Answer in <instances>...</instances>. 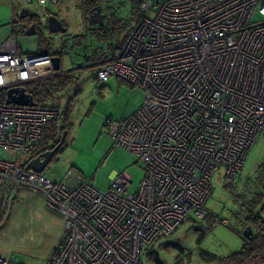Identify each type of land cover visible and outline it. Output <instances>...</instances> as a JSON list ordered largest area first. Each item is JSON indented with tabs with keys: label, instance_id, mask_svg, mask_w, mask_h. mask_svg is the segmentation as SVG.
<instances>
[{
	"label": "built area",
	"instance_id": "obj_1",
	"mask_svg": "<svg viewBox=\"0 0 264 264\" xmlns=\"http://www.w3.org/2000/svg\"><path fill=\"white\" fill-rule=\"evenodd\" d=\"M141 9L97 73L146 94L133 114L104 122L115 147L146 167L136 191L126 172L104 190L74 169L56 180L17 165L61 112L0 99V199L10 183L63 216L67 234L49 264H140L145 246L174 235L192 213L206 217L214 174L223 168L235 181L264 128V20L253 21L264 0H143ZM53 56L25 53L10 36L0 44V91L59 74ZM0 264L22 263L0 255Z\"/></svg>",
	"mask_w": 264,
	"mask_h": 264
},
{
	"label": "rangeland",
	"instance_id": "obj_2",
	"mask_svg": "<svg viewBox=\"0 0 264 264\" xmlns=\"http://www.w3.org/2000/svg\"><path fill=\"white\" fill-rule=\"evenodd\" d=\"M85 1L59 0L55 5L45 6L38 0H0V44L13 36L23 52L40 51L39 34H26L27 24L20 21L25 13L39 15L45 20L47 10H51L65 26L68 25L66 33L54 34L46 30V44L43 43L44 47L54 50L64 40L70 42L72 46L64 54L61 65L63 70L71 71L75 79L71 90L56 96L61 122L68 113L67 128L62 149L44 173L58 180L74 169L106 190L117 172H126L132 182L130 190L136 191L146 167L132 152L115 147L104 122L108 117L119 120L130 116L144 103L146 94L139 86L117 76L100 80L97 64L104 61L98 60L100 56H110L125 41L143 10L138 0H103V23L97 24L88 20ZM262 20L264 15L256 11L253 21ZM74 36L80 39L75 40ZM75 84L80 88L77 95H74ZM29 157L30 153L19 155L15 163L23 165ZM263 158L264 128L247 155L235 193L243 190L246 178L254 176ZM227 183L224 169L220 168L214 174L212 193L205 208L207 213L228 220L227 224L214 225L212 218H200L192 213L174 235L145 246L140 264H158L155 255L162 264H229V256L242 248L245 238L242 224L233 219V210L240 206L234 199L235 194L226 188ZM17 193V185L8 183L1 197L0 255L22 264H49L66 237V222L30 189L24 188Z\"/></svg>",
	"mask_w": 264,
	"mask_h": 264
},
{
	"label": "trees",
	"instance_id": "obj_3",
	"mask_svg": "<svg viewBox=\"0 0 264 264\" xmlns=\"http://www.w3.org/2000/svg\"><path fill=\"white\" fill-rule=\"evenodd\" d=\"M86 2L87 0L85 1V5L87 4ZM137 2L139 5L141 4L140 0H138ZM49 14H54V13L51 10H47V15ZM87 16L89 20V15L87 14ZM20 21L26 23L27 27L33 23H36L37 24L36 28L39 34L38 39H39L40 52L50 53L55 56H60L62 62V58L64 54L68 51V48L72 46L69 45L70 42L68 40H64L58 49H54V50L48 49L47 47L43 46V43L46 44L45 32L46 30H48L47 22L42 23L40 21L39 15L29 14V13L23 14L21 16ZM66 26L68 25L66 24ZM74 37H76L75 40L80 39L77 38L79 36H74ZM118 47H116L115 50ZM108 57L102 55L98 58V60L99 61L106 60ZM101 66L102 65L97 66L98 70L101 69ZM74 83H75L74 74L71 71H68L66 73L57 74L49 78L28 83L25 85V87L27 92H29L34 96V99L37 102V104L57 106L55 104V100H57L56 96L60 97V94L62 95L63 93H66L68 90H71ZM75 85H76L75 86L76 91L74 92V95H77V93L80 91L79 90L80 88L77 87L78 86L77 84ZM5 96H6L5 90H1L0 99L4 100ZM67 116L68 113L66 112L64 118L65 121L61 122V115H60V118L58 120L48 123L42 142L35 149L29 152L30 157L28 158L27 162L23 164V169H27L26 165L30 159L38 156L39 154L43 153L48 149H53L59 143L62 144L58 152L62 149V145L64 144V140H65V139L63 140V136L67 128ZM236 182H238V177L233 182L228 181L226 185V188L230 190L232 194H235L234 199L235 201L239 202V206H240L238 210H233L232 212V215L234 217L233 219L237 223L242 224L243 230L246 227L250 226L254 231L255 237L251 241L246 240V242L239 251L229 256L228 259V261L230 262L229 264H264V158L256 168L254 176L252 177L249 176L248 178H246L243 190L237 193H235V185L237 184ZM17 187H18V191L19 189L22 188L20 186ZM2 199L3 198L0 199L1 202H3ZM209 217L212 218L213 223L220 218L219 216H214L213 213H207L206 218L210 219ZM154 259L158 264H162L157 255L154 256Z\"/></svg>",
	"mask_w": 264,
	"mask_h": 264
},
{
	"label": "water",
	"instance_id": "obj_4",
	"mask_svg": "<svg viewBox=\"0 0 264 264\" xmlns=\"http://www.w3.org/2000/svg\"><path fill=\"white\" fill-rule=\"evenodd\" d=\"M97 14L90 17V21L102 24L103 23V14L101 13V8L98 7ZM19 19L15 20L18 22ZM40 21L42 23L47 22L48 25V32L58 34L59 32L66 33L68 31V27L64 25L63 21L58 18L55 14L47 15L46 19L44 20L40 16ZM36 23L31 24L26 29V34H38V30L36 28ZM54 68L55 70L62 71L61 65V57L60 56H53ZM6 102L7 103H17V104H25V105H35L37 102L34 99V96L27 92L25 86L21 87H12L6 91ZM65 139V134L63 136V140ZM62 143L56 145L53 149H48L43 153L39 154L38 156L29 160L26 165L27 169H32L37 172H44L50 162L53 160L54 156L58 152L59 148L61 147ZM243 237L249 241L253 240L255 235L253 229L248 226L243 230Z\"/></svg>",
	"mask_w": 264,
	"mask_h": 264
},
{
	"label": "flooded vegetation",
	"instance_id": "obj_5",
	"mask_svg": "<svg viewBox=\"0 0 264 264\" xmlns=\"http://www.w3.org/2000/svg\"><path fill=\"white\" fill-rule=\"evenodd\" d=\"M87 4L84 6V8L86 9L87 14L89 15V21H90V17L94 16L97 14V9L98 7L101 8V13L103 14V5H102V1L100 0H87L86 2ZM84 9V10H85Z\"/></svg>",
	"mask_w": 264,
	"mask_h": 264
},
{
	"label": "crops",
	"instance_id": "obj_6",
	"mask_svg": "<svg viewBox=\"0 0 264 264\" xmlns=\"http://www.w3.org/2000/svg\"><path fill=\"white\" fill-rule=\"evenodd\" d=\"M14 21H15V19H14ZM39 52H40V51H39ZM40 53H41V52H40ZM104 61H105V60H104ZM104 61H103V62H104ZM103 62H99V63L97 64V66H98V65H101ZM66 72H68V70H63V69H62V71H60L59 73L61 74V73H66ZM240 174H241V173H240ZM22 189H24V188L19 189L18 193H19ZM18 193H17V194H18ZM34 194H35V193H34ZM39 198H41V197H39ZM246 240H247V239H245V242H246Z\"/></svg>",
	"mask_w": 264,
	"mask_h": 264
}]
</instances>
